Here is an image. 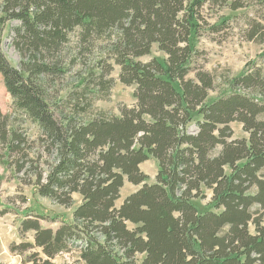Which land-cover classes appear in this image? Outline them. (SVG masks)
Returning <instances> with one entry per match:
<instances>
[{"label":"trees","instance_id":"16d2710c","mask_svg":"<svg viewBox=\"0 0 264 264\" xmlns=\"http://www.w3.org/2000/svg\"><path fill=\"white\" fill-rule=\"evenodd\" d=\"M247 1L3 0L0 74L18 116L0 115L8 130L0 165L60 205L81 196L73 220L57 228L23 219L19 235L33 231L34 241L14 242L11 252L29 253L30 264L73 251L83 264H138L139 255L140 264H264V69L254 62L224 76L227 90L210 99L216 76L198 47L231 28L230 15L212 22L208 11ZM252 4L264 19V0ZM12 21L17 67L2 47ZM244 35L263 43L264 23L250 19ZM154 45L165 57L141 60ZM114 66L135 86L136 103L119 115L93 106L110 97ZM23 118L38 126L36 139ZM233 122L247 137H234ZM151 157L154 183L140 167ZM126 182L140 188L117 206ZM204 188L215 210L194 204Z\"/></svg>","mask_w":264,"mask_h":264},{"label":"rangeland","instance_id":"374dc122","mask_svg":"<svg viewBox=\"0 0 264 264\" xmlns=\"http://www.w3.org/2000/svg\"><path fill=\"white\" fill-rule=\"evenodd\" d=\"M3 0H0V4ZM247 7L237 11H230L227 8H217L208 11V15L213 17L214 22L218 16H231V28L226 29L217 34L205 35L198 43V47L206 52L207 60L204 62L205 69L212 72L216 76L215 89L210 92V99L215 98L227 88L223 86L222 78L224 76H236L244 70H254L253 63L256 68L261 66L264 69L263 59H257L258 55L264 54V42L258 43L248 41L244 35L245 29L248 28L250 19H258L264 23L262 13H259L252 0L247 1ZM214 20V21H213ZM19 22H9L3 34V52L8 61L18 66L20 57L13 47L12 43V27L18 26ZM72 40H75L74 34ZM157 57L162 59L165 54L158 50L157 45L152 48V53L141 58L143 61ZM77 70H73L68 75L65 83L69 87H73V76ZM120 67L114 66L111 77L115 79V84L110 92L108 99H96L93 102L95 110H104L111 115H119V108L122 105L132 106L136 103L134 97L135 86H128L119 80ZM193 77V75H191ZM69 92L67 89L62 96ZM10 115L11 121L15 122L18 113L14 109L13 99L5 88L2 75L0 74V115ZM15 120V121H14ZM23 128L28 132L31 140L39 135V128L32 124L28 119H22ZM231 127L234 130L235 138L247 137V133L243 131L242 124L233 122ZM188 130L192 133L197 131L195 123L189 125ZM8 130L0 124V142L5 140ZM159 169L158 162L154 158H150L141 165V170L146 173L150 179L149 183L156 181V175ZM139 186L126 182L122 191L121 199L117 201L120 206L126 196L138 189ZM203 196L194 199V204L200 212L207 210H215L211 203L212 192L206 188L203 189ZM81 203V196L74 195V203L71 207L60 205L48 198H44L37 193L36 187L22 183L11 174L10 170L0 165V264H30L25 260L29 253L21 256L10 251L9 247L12 243H20L22 241L33 242L34 232L30 231L24 238H21L18 228L23 219L28 216L39 217L43 227L57 228L63 221L71 222L73 220V211ZM139 262L143 258L138 256ZM55 264H83L79 258V253L73 251L71 253L61 254L54 259Z\"/></svg>","mask_w":264,"mask_h":264},{"label":"crops","instance_id":"0c3cea01","mask_svg":"<svg viewBox=\"0 0 264 264\" xmlns=\"http://www.w3.org/2000/svg\"><path fill=\"white\" fill-rule=\"evenodd\" d=\"M136 190H137V189H136ZM136 190H135V191H136ZM133 192H134V191H133ZM130 193H131V192H130ZM120 199H121V198H120ZM120 199H119V200H120Z\"/></svg>","mask_w":264,"mask_h":264}]
</instances>
